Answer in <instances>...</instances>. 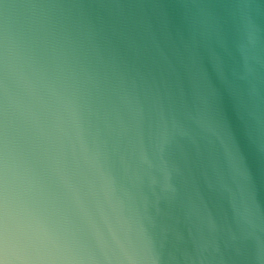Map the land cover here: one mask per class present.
Listing matches in <instances>:
<instances>
[{"label":"water","instance_id":"water-1","mask_svg":"<svg viewBox=\"0 0 264 264\" xmlns=\"http://www.w3.org/2000/svg\"><path fill=\"white\" fill-rule=\"evenodd\" d=\"M0 264H264V0H0Z\"/></svg>","mask_w":264,"mask_h":264}]
</instances>
